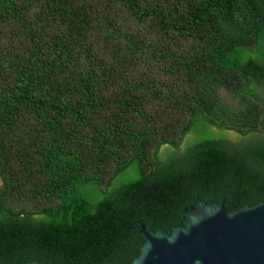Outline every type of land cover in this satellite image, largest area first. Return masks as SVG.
Masks as SVG:
<instances>
[{
    "label": "trees",
    "instance_id": "16d2710c",
    "mask_svg": "<svg viewBox=\"0 0 264 264\" xmlns=\"http://www.w3.org/2000/svg\"><path fill=\"white\" fill-rule=\"evenodd\" d=\"M264 0H0V264H132L197 198L264 203Z\"/></svg>",
    "mask_w": 264,
    "mask_h": 264
},
{
    "label": "water",
    "instance_id": "95a60500",
    "mask_svg": "<svg viewBox=\"0 0 264 264\" xmlns=\"http://www.w3.org/2000/svg\"><path fill=\"white\" fill-rule=\"evenodd\" d=\"M182 216L167 231L141 225L145 243L132 264H264V203L229 212L225 200L197 198Z\"/></svg>",
    "mask_w": 264,
    "mask_h": 264
},
{
    "label": "rangeland",
    "instance_id": "374dc122",
    "mask_svg": "<svg viewBox=\"0 0 264 264\" xmlns=\"http://www.w3.org/2000/svg\"><path fill=\"white\" fill-rule=\"evenodd\" d=\"M261 96L264 98V94H261ZM1 183H2V182H1V180H0V186H1Z\"/></svg>",
    "mask_w": 264,
    "mask_h": 264
}]
</instances>
